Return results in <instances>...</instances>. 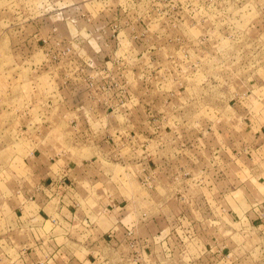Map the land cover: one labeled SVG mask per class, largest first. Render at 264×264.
Instances as JSON below:
<instances>
[{
  "label": "rangeland",
  "instance_id": "374dc122",
  "mask_svg": "<svg viewBox=\"0 0 264 264\" xmlns=\"http://www.w3.org/2000/svg\"><path fill=\"white\" fill-rule=\"evenodd\" d=\"M248 111L264 113V0H0V251L18 191L71 163L90 234L116 195L158 245L144 264H264L239 218L253 166L218 152L249 139Z\"/></svg>",
  "mask_w": 264,
  "mask_h": 264
},
{
  "label": "crops",
  "instance_id": "0c3cea01",
  "mask_svg": "<svg viewBox=\"0 0 264 264\" xmlns=\"http://www.w3.org/2000/svg\"><path fill=\"white\" fill-rule=\"evenodd\" d=\"M240 116L249 124L247 129L252 132L251 136L242 139L241 144L232 132L230 140L222 143L218 152L224 160H229L228 165L232 161L236 166L241 151L247 153L244 161L253 167L250 181L243 183L248 192V204L239 218L246 219L248 229L263 234L264 238V221L260 218L264 211V113L248 111ZM38 168L40 174L36 184L33 187L27 183L23 185V190L18 191L23 193L22 201L11 208L10 214L16 221L8 227L10 249L4 253L0 251V264H132L134 261L144 264L146 259L141 248L149 243L144 238L134 237L137 228H133L134 218H131L133 214L128 203L118 206L117 196L107 193L104 213L109 222L101 234L94 237L90 233L97 228L93 224L97 210L84 205L87 198L76 189L77 167L74 169L71 163H45ZM32 189L33 193L27 192ZM136 219L138 226L151 225L139 223V217ZM48 220L53 224L50 230L46 228ZM74 230L90 235L81 239L72 234ZM150 245L155 250L158 247L154 243Z\"/></svg>",
  "mask_w": 264,
  "mask_h": 264
},
{
  "label": "built area",
  "instance_id": "2783aa9c",
  "mask_svg": "<svg viewBox=\"0 0 264 264\" xmlns=\"http://www.w3.org/2000/svg\"><path fill=\"white\" fill-rule=\"evenodd\" d=\"M119 35V33L117 34V36ZM128 82V81H127ZM260 218L261 219H263V221H264V211L263 212H261V214H260Z\"/></svg>",
  "mask_w": 264,
  "mask_h": 264
}]
</instances>
